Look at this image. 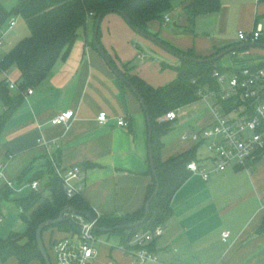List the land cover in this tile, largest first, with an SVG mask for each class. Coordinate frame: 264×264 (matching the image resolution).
I'll return each mask as SVG.
<instances>
[{
	"label": "crops",
	"instance_id": "crops-1",
	"mask_svg": "<svg viewBox=\"0 0 264 264\" xmlns=\"http://www.w3.org/2000/svg\"><path fill=\"white\" fill-rule=\"evenodd\" d=\"M189 1L175 0L162 19L148 23L149 31L199 56L242 42L240 31L259 26L264 42V0H220L218 11L198 15L192 26L185 9ZM100 41L119 71L137 74L155 87L177 76L175 66L181 58L135 30L119 12H108L102 18ZM94 42L95 22L90 18L67 55L58 58L7 119L0 137V170L4 173L0 187L14 181L33 160L34 172L44 169L47 153L40 141L46 140L63 169L80 167V193L100 215H123L143 207L152 182L148 119L139 96L125 86ZM144 47L154 56L148 58ZM256 55L264 56V52ZM68 109L76 111L68 124L51 121ZM184 109L178 119L190 113ZM101 111L108 114L104 123L98 120ZM121 117L128 124H119ZM212 121L211 112L196 128L167 133L163 159L196 147V161L212 170L205 139L183 138L184 133L205 128ZM11 168L14 173H8ZM263 199L264 153L249 166L213 170L207 180L192 171L172 198L174 213L165 224V233L150 244L159 261L144 264H264ZM225 231L230 232L227 240L223 239ZM58 233V238L70 234ZM94 264L137 263L132 254L117 247L97 248Z\"/></svg>",
	"mask_w": 264,
	"mask_h": 264
},
{
	"label": "trees",
	"instance_id": "trees-1",
	"mask_svg": "<svg viewBox=\"0 0 264 264\" xmlns=\"http://www.w3.org/2000/svg\"><path fill=\"white\" fill-rule=\"evenodd\" d=\"M174 1L17 0V4L12 10H8L0 3V32L8 20L15 15L22 16L30 28V34L18 41L3 56L2 66L4 68L16 66L20 70V75L17 78L19 82L18 93H14L4 82H0V100L5 106L3 113H0V137L7 119L24 100L22 91L41 82L58 58L67 55L80 30L87 26L90 18H93L96 26V21L100 15L102 20L108 12H119L135 29H139L149 36L160 40L173 53L198 58L197 60L181 58L180 64L175 66L177 71L176 78L168 84L158 87L147 83L137 74L120 70L130 81L128 83L124 80L125 86L133 90L137 95L139 93L144 101V103L141 102L146 114L148 113L149 115V149L153 156L152 166L149 153L152 182L148 186L143 207L123 215H101L98 218L96 225L97 234L100 235L107 232L118 235L123 244H128L136 232L149 230L169 221L174 213L172 198L192 172L188 168V163L193 159L196 160V147L163 159V137L170 132L172 127L171 121L162 119L165 113L199 99L198 90L200 87L209 86L217 89L219 84L214 76L215 70L226 72L234 68L264 64V56H254L253 53L247 51L250 46H242L231 51L235 60L240 62L236 66L226 67L221 65L220 60L223 56L215 58L226 48L237 44L245 42L264 43L260 37L254 42L231 43L218 48L213 54L199 56L192 50H182L159 38L157 34L151 33L148 29V23L153 19H162L163 15L173 8ZM220 7V0H191L185 5L191 26L198 15L218 11ZM95 38H97L103 48L100 41V26ZM105 52L107 53L106 50ZM241 53L243 55H240ZM108 57L114 63L110 55ZM114 65L116 67V64ZM129 69L127 66L128 71ZM222 103L227 111L233 105L238 104L233 98ZM263 153L259 152L255 158H260ZM153 167L156 173H154ZM30 169L32 168L23 169L16 179L23 180L24 175ZM45 177L46 183L42 185V179ZM34 179L41 181L39 189H32L27 195L14 198L19 207L20 217L25 222V228L22 231H12L7 238H0V264H6L13 257L17 259L19 264H31L37 260L42 264H46L37 243L36 229L42 221L49 218H57L65 207H72L75 211L66 213L63 221L49 225L43 230V239L45 231L50 233L51 250L54 243L61 239L54 237L56 231L72 233L79 230L80 225L76 220L77 215H82L85 218L97 216V211L81 193H77L72 197L66 195L63 182L58 176L48 154L46 155L44 169L35 171L30 182ZM11 181L13 182V180ZM157 181L159 182V188L156 191ZM41 187H44L43 190L40 189ZM14 189L8 182L3 184L0 187L2 199L10 200L15 193ZM148 202L150 203L147 207ZM260 230L264 231V216ZM50 257L53 262L51 254Z\"/></svg>",
	"mask_w": 264,
	"mask_h": 264
},
{
	"label": "built area",
	"instance_id": "built-area-1",
	"mask_svg": "<svg viewBox=\"0 0 264 264\" xmlns=\"http://www.w3.org/2000/svg\"><path fill=\"white\" fill-rule=\"evenodd\" d=\"M168 20V16H166ZM17 22V17L12 16L7 24L8 29H12ZM7 29V30H8ZM262 28L259 26L255 30L240 31L239 38L242 41H256L261 35ZM0 34V82H4L12 91H19L18 80L10 78L9 69L2 66L4 53L2 51L6 34L5 29ZM214 76L218 80L217 89L209 86L200 87L198 94L211 108L213 121L209 126L193 132L184 133L183 138H192L196 141L205 139L209 159L212 162V170H208L192 160L188 163V168L202 175L207 180L211 171H225L231 167L249 166L258 153L264 152V64L249 65L241 68H234L230 71L221 72L215 70ZM34 92L33 87L22 91L24 97H28ZM234 99L238 104L227 111L223 101ZM185 106H179L165 113L163 120H176L185 113ZM76 115L74 109L61 111L52 118L54 124H68ZM108 114L101 111L98 120L106 122ZM121 125L128 124L124 117L118 119ZM50 160L53 162L58 176L63 182V186L68 197L75 196L83 189L81 182V169L79 166L62 168L51 152L52 144L46 140H41ZM4 175L0 170V177ZM14 187L11 180L7 181ZM41 181L34 179L30 182L33 190L39 189ZM264 209V199L262 201ZM101 215L97 212L94 218H85L77 215L79 230L72 232L68 236L57 240L53 247V264H94L97 254L96 242L99 235L96 232L98 218ZM2 217L0 216V223ZM166 225L160 224L149 230L136 232L128 244L121 243L118 247L124 252H128L135 257L137 264H144L148 261H159L157 253L152 249L151 243L165 233ZM230 232H223V239L227 240Z\"/></svg>",
	"mask_w": 264,
	"mask_h": 264
},
{
	"label": "rangeland",
	"instance_id": "rangeland-1",
	"mask_svg": "<svg viewBox=\"0 0 264 264\" xmlns=\"http://www.w3.org/2000/svg\"><path fill=\"white\" fill-rule=\"evenodd\" d=\"M0 3L3 4L8 10H12L17 4V0H0ZM15 16L17 17V22L12 29L9 30L7 28L8 27L7 23L4 26V29L6 31V34L4 35L5 43L2 49L4 54L7 53L12 47H14V45H16L18 41H20L22 38L30 34V28L26 20L20 15H15ZM1 33L2 32H0V34ZM144 49L148 55V58H150L151 55L154 56L152 50L146 47H144ZM247 51L254 54L262 53L264 52V47L250 46ZM239 63L240 62H237L233 57L232 52L225 54L220 60V64L226 67L236 66ZM9 75L11 79L17 80V78L20 75L19 68L16 66H11L9 69ZM185 108L186 109L188 108L190 110V113L185 118L176 119L173 122V129L170 131V135L173 133L175 135L187 127L188 128L190 127V129L198 127L199 121L202 118H206L211 113L210 106L202 98H199L196 101L185 105ZM2 111H3V102L0 100V112ZM204 148L206 147H202L201 149L204 150ZM33 162L34 160L32 162L27 163V166L25 168H32V169L27 171V173L24 175L23 180H17L16 177L13 178L15 193L12 195V198L10 200H4L0 195V216L2 217V219L4 217L2 223H0V238H7L12 231H22L25 228V222L20 217L19 207L14 198L18 196L19 197L25 196L32 190L30 187V181L34 175ZM13 168L9 169L8 173H14L11 172ZM45 183H46V177L42 179V185H44ZM49 234L50 233L48 231L44 232V240L48 248V251L53 257V251L51 250V246H50L51 238ZM58 236L59 233L58 231H56L54 237L58 238ZM120 244H121V238L118 235L104 232L99 235V239L96 242V247L101 250L103 248H117ZM6 264H19V263L17 259L13 257L10 258ZM31 264H42V263L39 260H37L32 262Z\"/></svg>",
	"mask_w": 264,
	"mask_h": 264
},
{
	"label": "water",
	"instance_id": "water-1",
	"mask_svg": "<svg viewBox=\"0 0 264 264\" xmlns=\"http://www.w3.org/2000/svg\"><path fill=\"white\" fill-rule=\"evenodd\" d=\"M100 22H101V15L99 16V18L96 21L95 36H97V32H98V29H99V26H100ZM135 30H137L138 32H140L141 34H143V35H145L147 37L152 38L153 40L157 41L161 46H163L165 49L169 50V48L164 43H162L160 40H157V39L149 36L147 33H144L142 31H140L139 29H135ZM95 45L98 48V50L102 53V55L105 57V59L107 60V62L111 66V68L116 72V74H118L126 82L130 83V81L112 64L111 59L108 57V55L105 52V50L101 47V45L99 44L97 38H95ZM255 45L264 47V43H246L245 42V43L237 44L235 46L226 48L225 50L220 52L217 56H215V58L222 57L225 54L233 51L234 49L240 48L242 46H255ZM171 52H173V51H171ZM176 55L179 56L180 58H185V59H194V60L198 59V58H191V57L185 56V55L180 54V53H176ZM133 88L136 90L135 87H133ZM138 96L141 99V101L144 103V101H143V99H142V97H141V95L139 93H138ZM147 119H149L148 113H147ZM149 153H150V158H151V164L153 166V156H152V153H151L150 149H149ZM153 170H154V173H156L154 167H153ZM43 188L44 187H41L40 189L43 190ZM158 188H159V182L157 181V189H156V191L158 190ZM149 203L150 202L147 203V207L149 206ZM72 211H75V209L72 208V207H65L61 211L60 215L57 218H49V219H46V220L42 221L38 225V227L36 229L37 243L39 245L40 251H41V253H42V255H43L44 259H45L46 264H53V262L51 260L50 253L48 252V250L46 248V245H45V242H44V239H43V230H44L45 227H47L49 225H54V224L60 223L61 221H63L65 219V214L68 213V212H72Z\"/></svg>",
	"mask_w": 264,
	"mask_h": 264
}]
</instances>
